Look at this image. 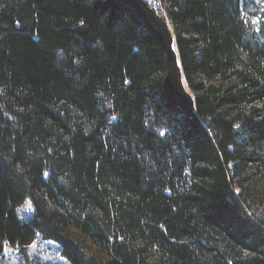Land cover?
I'll return each mask as SVG.
<instances>
[{
	"label": "trees",
	"instance_id": "16d2710c",
	"mask_svg": "<svg viewBox=\"0 0 264 264\" xmlns=\"http://www.w3.org/2000/svg\"><path fill=\"white\" fill-rule=\"evenodd\" d=\"M153 1L190 117L129 6L0 0V260L264 264V0Z\"/></svg>",
	"mask_w": 264,
	"mask_h": 264
},
{
	"label": "water",
	"instance_id": "95a60500",
	"mask_svg": "<svg viewBox=\"0 0 264 264\" xmlns=\"http://www.w3.org/2000/svg\"><path fill=\"white\" fill-rule=\"evenodd\" d=\"M105 4L129 6L162 46L165 54L163 93L170 105L181 109L187 116L194 110L193 93L186 86L181 65L174 47V36L167 20L154 10L146 0H104Z\"/></svg>",
	"mask_w": 264,
	"mask_h": 264
},
{
	"label": "rangeland",
	"instance_id": "374dc122",
	"mask_svg": "<svg viewBox=\"0 0 264 264\" xmlns=\"http://www.w3.org/2000/svg\"><path fill=\"white\" fill-rule=\"evenodd\" d=\"M157 10H159L156 2L150 0ZM260 0H251L249 5L251 11L259 5ZM150 5V4H149ZM258 16L252 17V20L257 21ZM172 30V28H171ZM21 220H27L32 213V204L29 199L17 210ZM0 262L5 264H64L65 260L60 256L57 246L49 240L36 239L24 253L19 252L15 248L6 246L3 251V258Z\"/></svg>",
	"mask_w": 264,
	"mask_h": 264
},
{
	"label": "built area",
	"instance_id": "2783aa9c",
	"mask_svg": "<svg viewBox=\"0 0 264 264\" xmlns=\"http://www.w3.org/2000/svg\"><path fill=\"white\" fill-rule=\"evenodd\" d=\"M146 1L151 5V7H152L154 10H156V11L158 12L157 8H156L154 5H152V3H151L150 0H146Z\"/></svg>",
	"mask_w": 264,
	"mask_h": 264
},
{
	"label": "bare ground",
	"instance_id": "6f19581e",
	"mask_svg": "<svg viewBox=\"0 0 264 264\" xmlns=\"http://www.w3.org/2000/svg\"><path fill=\"white\" fill-rule=\"evenodd\" d=\"M159 1V0H158ZM162 11V10H161ZM161 13V12H160Z\"/></svg>",
	"mask_w": 264,
	"mask_h": 264
}]
</instances>
